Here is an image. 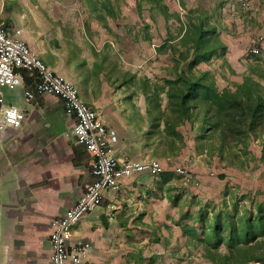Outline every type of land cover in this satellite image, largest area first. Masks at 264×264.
<instances>
[{"label":"crops","instance_id":"obj_1","mask_svg":"<svg viewBox=\"0 0 264 264\" xmlns=\"http://www.w3.org/2000/svg\"><path fill=\"white\" fill-rule=\"evenodd\" d=\"M33 2L47 17L75 11L76 22L14 25L21 31L18 37L43 63L61 72L98 119L115 130V158H156L164 169L156 176L123 179L118 190L104 191L100 204L73 225L72 238L91 245L81 264H169L175 256L170 241L157 244L173 236L159 228L168 224L161 206L169 207L174 185L164 176L171 173L173 161L191 153L188 146L171 150L166 144L172 138L164 127L169 115L166 80L179 68L169 51L158 48L177 44L181 25H206L215 31L216 53L221 46L226 49L201 62L199 69L212 71L221 87L239 82L246 68L245 62L237 68L239 60L249 41L264 33V0H254L251 12L227 0H164L166 14L154 11L152 20L143 7L139 17L137 0L133 5L125 0L119 20L126 24L128 11L136 12V25H84L77 0ZM27 4L0 0V14L11 19ZM20 15L22 20L26 13ZM35 82L33 72L17 88L0 87L3 103L18 106L25 117L17 129L0 134V264H50L51 222L96 179L90 171L92 154L68 135L74 116L66 113L63 101L52 94L24 95ZM179 132L186 136L183 126Z\"/></svg>","mask_w":264,"mask_h":264},{"label":"trees","instance_id":"obj_2","mask_svg":"<svg viewBox=\"0 0 264 264\" xmlns=\"http://www.w3.org/2000/svg\"><path fill=\"white\" fill-rule=\"evenodd\" d=\"M77 1L84 25H119L125 0ZM142 7L148 9L151 20L152 12L167 11L164 0H137L139 15ZM143 25L149 23L143 20ZM181 26L183 33L177 44L164 43L158 48L169 51L175 58V69L179 68L174 78L166 80L169 115L164 127L172 135L166 144L171 150L188 146L192 155L204 152L231 166L242 167V156L258 135L262 137L264 152V59L246 53L241 80L221 87L212 71L200 70L198 66L212 56H222L226 47L221 46L218 54L214 43L205 45L207 32L215 33L206 25ZM227 70L235 73L231 67ZM181 126L186 138L179 132ZM164 177L170 180L172 173ZM186 218L184 223H177L186 246L198 249L199 256L209 263L264 264V190L232 193L219 208H199L195 216H181L182 220Z\"/></svg>","mask_w":264,"mask_h":264},{"label":"built area","instance_id":"obj_3","mask_svg":"<svg viewBox=\"0 0 264 264\" xmlns=\"http://www.w3.org/2000/svg\"><path fill=\"white\" fill-rule=\"evenodd\" d=\"M227 1L245 12H251L254 7V0ZM20 33L19 28L6 26L0 17V87L17 88L25 82L27 73L34 72L35 87L23 91L26 98L33 99L37 94L59 97L66 113L74 116L68 135L92 154L90 171L96 179L71 207L51 222L49 235L50 264H81L89 255L91 245L83 239L72 238L73 225L100 204L104 191L118 190L123 179L136 174L156 176L164 169L156 158H115L111 152L112 144L117 141L115 130L98 119L96 111L81 100L75 86L61 72L53 70L31 52L27 42L18 37ZM262 48L264 34H259L250 41L248 53L259 55ZM0 103V134L7 128L17 129L25 118L23 110L16 105L4 104L1 97ZM174 172L184 184H197L188 167L177 165Z\"/></svg>","mask_w":264,"mask_h":264},{"label":"rangeland","instance_id":"obj_4","mask_svg":"<svg viewBox=\"0 0 264 264\" xmlns=\"http://www.w3.org/2000/svg\"><path fill=\"white\" fill-rule=\"evenodd\" d=\"M27 2V6L19 7V14L12 13L13 18L11 19L8 18L9 14L5 12L0 14L6 25L14 27V25L67 24L72 21V18L76 22L75 11L66 10L68 15L66 13H55L47 17L42 12L43 10L41 11V8L35 6L36 4L33 0H27ZM129 2L133 5V0H129ZM22 11L26 13V16L21 20L20 12ZM80 16L82 18L83 14H80ZM17 17L20 21L14 19ZM136 18V12L131 13L128 11L126 24L134 25ZM118 23L119 25H125L123 22L121 24L120 20ZM211 33L207 32V37L209 38L203 39L205 45L214 43ZM246 51L248 53V47ZM246 57L248 55L239 60L238 69L244 67L243 64L246 61ZM258 57L264 59V48L261 49ZM218 81L221 82L220 79ZM261 143L262 137L260 135L250 141L247 153L242 156L245 159V164L242 167L231 166L227 161L220 160L216 156L206 155L204 152L196 155H187L184 160L173 161L172 166H169L172 173V179L170 180L174 182L173 188L170 190V196L173 198L171 203H169V207L161 206L163 213L166 212L168 224H161L159 228L172 233L173 236L170 239H159L157 242L158 245L164 244L166 246V240L170 241V247L175 252V256L171 258L169 264H211L199 256L198 249H191L186 246L185 237L181 234L177 223L187 221V218L186 220L181 219V216L185 213L189 216H195L199 208L204 209V211H209L211 207L219 208L223 199L228 200L232 193L245 194L264 190V152L261 150ZM177 165L188 167L197 184H184L180 176L173 171ZM220 175H223V177L221 178ZM258 198H260V195H258Z\"/></svg>","mask_w":264,"mask_h":264}]
</instances>
